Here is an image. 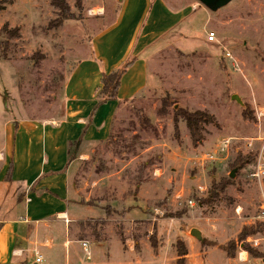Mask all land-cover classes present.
<instances>
[{
	"label": "rangeland",
	"instance_id": "374dc122",
	"mask_svg": "<svg viewBox=\"0 0 264 264\" xmlns=\"http://www.w3.org/2000/svg\"><path fill=\"white\" fill-rule=\"evenodd\" d=\"M164 1L172 9L195 10L153 46L147 54L144 91L113 117V136L127 139L136 134L140 145L134 154L118 145L78 146L68 162L69 199L80 208L79 218L105 219L107 232L120 226L125 237L122 215L144 201V215L136 217L148 220L136 225L138 236L160 242L153 225L167 235L169 244L160 250V264L175 263L177 242L186 249L185 264H259L253 259L238 261L237 239L244 227H263L258 215L264 179L248 177L259 146L246 154L243 142L234 141L227 156L204 166L198 160L214 151L218 140L264 137V117L258 119L264 109V0H233L217 13L197 0ZM64 2L67 10L61 14L51 0H0V149L9 121L43 123L61 116L67 77L89 57L93 37L113 22L119 6V0ZM4 27L17 30L18 37L7 40L1 33ZM209 32L214 33V42L207 40ZM226 52L230 59L224 57ZM233 95L242 106L231 100ZM164 97L169 103L167 114L161 116L157 112ZM173 101L176 104L171 105ZM175 106L214 118L198 146L191 144L182 122L176 139ZM238 157L251 162L235 172L218 202L198 207L211 181L229 178ZM139 190H144L141 197ZM193 229L200 232L201 241L190 234ZM105 246L104 252L90 245V260L83 259L84 264H155L145 247L136 258L112 237ZM257 252L264 254V243Z\"/></svg>",
	"mask_w": 264,
	"mask_h": 264
},
{
	"label": "crops",
	"instance_id": "0c3cea01",
	"mask_svg": "<svg viewBox=\"0 0 264 264\" xmlns=\"http://www.w3.org/2000/svg\"><path fill=\"white\" fill-rule=\"evenodd\" d=\"M194 10L191 6L172 9L164 0H119L113 22L93 37L89 57L67 77L61 116L43 123L11 120L5 124L0 149V264H84L83 259L88 260L82 242L88 252L90 245L105 252L111 237L120 242L124 236L120 226L110 232L106 226V238L100 243L77 239L75 221L99 219L79 218L80 208L69 199L67 143L107 141L118 108L144 91L147 54ZM129 58L133 61L120 78L117 101L97 106L102 74ZM143 191L139 190V196ZM143 202L122 215L128 236L120 244L136 258L145 247L154 263L160 264V250L169 244L168 237L153 225L160 241L154 240L153 249L148 236H138L136 225L148 220L136 217L144 215ZM37 251L42 258L39 263L34 261Z\"/></svg>",
	"mask_w": 264,
	"mask_h": 264
},
{
	"label": "trees",
	"instance_id": "16d2710c",
	"mask_svg": "<svg viewBox=\"0 0 264 264\" xmlns=\"http://www.w3.org/2000/svg\"><path fill=\"white\" fill-rule=\"evenodd\" d=\"M80 0H75V4L79 3ZM51 5L54 7L59 13L63 14L67 10L66 3L64 0H51ZM2 8H0L1 10ZM2 35L7 39L11 40L13 37H18L17 30H8L6 27L2 28L1 30ZM8 46L4 47L6 51ZM133 58L127 59L124 63H122L119 67L111 71L109 74H102L101 76V89L96 94V105H102L109 101H117V91L119 88V82L121 76L126 72V70L130 67ZM132 101V100H131ZM130 101V102H131ZM129 103V102H128ZM169 103L167 97L161 98L160 101V108L158 110L159 115H166V107ZM171 103V102H170ZM176 104V101H173L171 105ZM243 115L247 119H252L251 114L243 113ZM179 122H182L188 132L189 140L191 144L196 147L204 140V132L205 126L214 123V118L208 115L206 112L203 111H188L183 108H178L173 110L172 113V124L173 130L176 139H178V132H179ZM146 121H143V126H146ZM82 143L81 141H69L67 143V165L71 155H73L74 150L80 146ZM105 145L111 146H119V148H123L129 153L134 154L135 149L140 143L136 137V134H133L129 138H117L113 136V120L111 123V132L109 138L104 143ZM116 154L117 151H114ZM251 159H245L244 161L239 157L235 160L234 164L232 165L231 169H235L238 171L242 168V165L250 163ZM233 183V180L229 178H221L219 181H211L210 187L207 190V195L205 198L198 199L197 206H211L214 203L218 202L221 199V194L224 193L226 188ZM75 226L78 228L79 235L77 239L84 240L85 238H90L95 243H100L104 241L106 238L105 229L107 226V222L105 220H85V221H78L75 223ZM264 234V227L260 225L244 227L240 234L238 235V242L242 244V249L247 252L248 256L253 260L263 259L264 254L258 253L257 250L250 248L245 240L250 236L262 235ZM121 243H123L122 237H119ZM150 246L154 249L155 242L150 237L149 238ZM176 251V260L174 264H185V257L187 255L185 247L181 243H176L175 246ZM227 255L230 256L229 252L226 251Z\"/></svg>",
	"mask_w": 264,
	"mask_h": 264
},
{
	"label": "built area",
	"instance_id": "2783aa9c",
	"mask_svg": "<svg viewBox=\"0 0 264 264\" xmlns=\"http://www.w3.org/2000/svg\"><path fill=\"white\" fill-rule=\"evenodd\" d=\"M207 40L209 42H214L215 41V36L214 33L209 32L207 33ZM225 58L230 59L231 56L228 52L224 54ZM264 117V109L258 114V119ZM234 141L236 144L239 141L243 142V146L245 148V153L247 154L250 151L254 150V146L258 145L259 146V154L257 159L252 163L251 165V171L248 175L250 180L253 181H261L264 179V158H263V153H264V137H258V138H249V139H234V138H226L222 140H218L217 144L215 145V149L212 152H207L204 154L198 161L201 166H204L209 163H213L219 159V157H222L223 155L227 156L229 149L231 148L232 145H235ZM222 155V156H221ZM199 190L202 191V188L199 187ZM190 207L195 206V203L193 201H188L187 202ZM258 219H260L263 227H264V200L263 204L260 208V212L258 215ZM246 244L255 250H260L261 243H264V234L262 235H256V236H250L245 240ZM82 249L86 254V259L90 260V253L87 250V244L85 242H82ZM242 244L238 246L240 253L238 254V261L246 263L250 262L252 259L248 256L247 252L242 249ZM35 256V263H39L41 261V255L38 254V252H34ZM259 262V264H264V258L263 259H258L256 260Z\"/></svg>",
	"mask_w": 264,
	"mask_h": 264
},
{
	"label": "water",
	"instance_id": "95a60500",
	"mask_svg": "<svg viewBox=\"0 0 264 264\" xmlns=\"http://www.w3.org/2000/svg\"><path fill=\"white\" fill-rule=\"evenodd\" d=\"M233 0H197V2L203 6L204 8H206L208 11H210L211 13H217L220 9L228 6L230 4V2H232ZM231 100H234L237 104H239L240 106H242L241 101L239 100V98L235 95H233L231 97ZM177 108V106H175V109ZM236 170L233 169L230 173H229V178L232 179L235 175ZM190 234L196 238V240L201 241V236H200V232L197 230H191Z\"/></svg>",
	"mask_w": 264,
	"mask_h": 264
}]
</instances>
